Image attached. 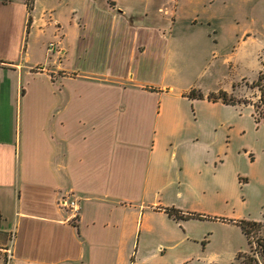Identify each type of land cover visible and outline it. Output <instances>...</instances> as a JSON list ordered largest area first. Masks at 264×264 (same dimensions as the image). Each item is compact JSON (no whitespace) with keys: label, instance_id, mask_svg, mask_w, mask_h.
Here are the masks:
<instances>
[{"label":"crops","instance_id":"1","mask_svg":"<svg viewBox=\"0 0 264 264\" xmlns=\"http://www.w3.org/2000/svg\"><path fill=\"white\" fill-rule=\"evenodd\" d=\"M206 6L0 0V264H169L168 251L186 249L187 220L208 219H174L169 207L234 226L248 243L235 221H264V171L257 199L244 177L264 154L251 86L264 43L257 78L239 72L223 86L218 69L236 57L226 47L257 36L200 23ZM183 62L197 65L186 85ZM202 75L215 86L197 88ZM220 91L248 102L207 99Z\"/></svg>","mask_w":264,"mask_h":264},{"label":"rangeland","instance_id":"2","mask_svg":"<svg viewBox=\"0 0 264 264\" xmlns=\"http://www.w3.org/2000/svg\"><path fill=\"white\" fill-rule=\"evenodd\" d=\"M204 2L207 6L200 8V23L205 22L204 24H206V19L208 18L212 20L214 24L219 22L218 24L221 25L224 22H230V26L235 35H241L242 31L245 29L249 31L250 35L256 34L257 36V42L244 41V43H242L244 40L243 35L234 44H230L226 47L227 51L234 49L236 57L232 59L231 69L228 68V64L221 63L222 68L218 69V79L223 77L221 84L228 88L231 85V80H239L240 82L239 72L245 73L248 71L247 75L250 79L253 77L257 78V73L261 68L258 60L259 52L260 55H263L262 50L259 51L257 49V43H264V0H239V2L245 3L244 5L250 9L249 16H243L244 13L241 14L237 12L234 14L228 10L221 9L220 7L224 6L221 0H204ZM261 32H263V34H261ZM244 45L245 47L247 46L244 59L237 58L243 55ZM218 61L221 62V58L212 61V67H208L204 75L212 72L213 65H216ZM183 64L185 70H187L184 71L186 75L181 81L183 85H186L191 80H196L195 70L197 65L193 66L192 63V67H189L190 65L188 62L187 64L183 62ZM193 71L194 74L192 73ZM204 75L198 79L200 85L197 88L206 90V88L214 87L215 84L211 86L207 85ZM256 115H258L257 111ZM257 153L259 162L254 167L246 166V168L249 169L248 171H250L251 177L246 174L244 175V177L251 180L246 191L250 193L254 199H257L261 195L260 187L263 182L259 177V172L264 171L261 166V160L264 154L260 151H257ZM255 154L256 153L253 154L254 157ZM186 234L188 236L186 237V249L183 251H178V249L168 251L166 258L169 264H176L177 260L181 258H185L183 264H230L238 252H246L249 253L251 257H254L255 261H252V264H255V262H257V264H264V256L261 254V249L257 245V240L259 238H264V227L252 231V234H250L252 246H250V248L240 230L224 222H219V220H187ZM146 264H161V261L160 259L151 258Z\"/></svg>","mask_w":264,"mask_h":264},{"label":"trees","instance_id":"3","mask_svg":"<svg viewBox=\"0 0 264 264\" xmlns=\"http://www.w3.org/2000/svg\"><path fill=\"white\" fill-rule=\"evenodd\" d=\"M262 66L263 69L261 73H259L258 79L251 83L252 87L258 88V91L260 92V96L255 103V122L259 123L261 121H264V59L262 60ZM190 98H204V95L197 91H190L188 94ZM207 99L212 100H221L223 103L227 104H237V103H247V99H239L235 97L232 94H226L223 91L218 92V94H212L208 95ZM256 111L258 115H256ZM252 157V155H251ZM166 211L173 217L174 219H182V218H203V219H209L210 217L207 215H203L201 213H188L185 215H180L178 210L173 209L171 207L166 208ZM235 223L241 228V230L245 233L244 235L248 239V243L250 246H252V241L250 238V234H252V231L261 229L264 227V221H251V219H240L236 220ZM257 245L261 249V254L264 256V238H259L257 240ZM242 258V259H241ZM247 259V260H246ZM252 261H255L254 257H251L249 253L246 252H238L235 256L234 261L231 264H252ZM257 264V262H255Z\"/></svg>","mask_w":264,"mask_h":264},{"label":"built area","instance_id":"4","mask_svg":"<svg viewBox=\"0 0 264 264\" xmlns=\"http://www.w3.org/2000/svg\"><path fill=\"white\" fill-rule=\"evenodd\" d=\"M53 46H54V44L53 43H50L49 44V49H52ZM58 204L61 207L71 209L75 213H78V211L80 209L79 203L76 200H74V199L61 198V199L58 200Z\"/></svg>","mask_w":264,"mask_h":264}]
</instances>
